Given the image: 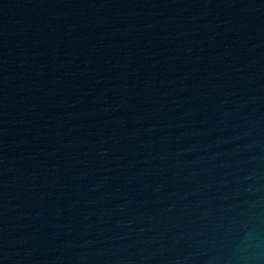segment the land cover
Wrapping results in <instances>:
<instances>
[{
	"label": "water",
	"instance_id": "95a60500",
	"mask_svg": "<svg viewBox=\"0 0 264 264\" xmlns=\"http://www.w3.org/2000/svg\"><path fill=\"white\" fill-rule=\"evenodd\" d=\"M0 264H264V0H0Z\"/></svg>",
	"mask_w": 264,
	"mask_h": 264
}]
</instances>
